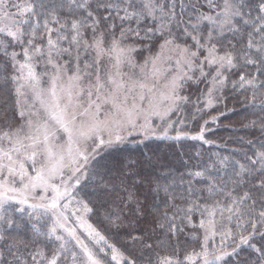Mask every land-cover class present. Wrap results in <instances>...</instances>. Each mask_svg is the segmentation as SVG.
<instances>
[{"label": "snow or ice", "instance_id": "1", "mask_svg": "<svg viewBox=\"0 0 264 264\" xmlns=\"http://www.w3.org/2000/svg\"><path fill=\"white\" fill-rule=\"evenodd\" d=\"M0 264H264V0H0Z\"/></svg>", "mask_w": 264, "mask_h": 264}, {"label": "trees", "instance_id": "2", "mask_svg": "<svg viewBox=\"0 0 264 264\" xmlns=\"http://www.w3.org/2000/svg\"><path fill=\"white\" fill-rule=\"evenodd\" d=\"M229 107H231V104H229ZM240 111H241V109L239 108V106H237L236 112L238 113ZM246 121H247L246 117H242V116H239L236 114H232V119L224 121V125L221 128H219L218 130H216V134L214 136H212L213 139L217 140L221 144H224V142L227 141V146L223 147L221 149H216L215 146H212V148H209V146L205 145L203 150L206 153L211 152L213 150H218V151H221L223 154H228V152L231 149L239 147L238 144H235L232 142L233 140L236 139V135H242L245 137V139H255L258 134L249 133L241 127V125L243 123H246ZM228 126H235L237 129H239V132L236 135H234L233 133H231L227 130ZM209 135H211V134H209ZM160 151H161V159H162L163 163H167L176 169H182L183 168V165L180 161H178L175 157H171V156L166 154L167 149H165L163 147V145H161ZM139 155L140 154L137 153V156H139ZM237 158H239V157H237ZM148 171L151 172V169H148Z\"/></svg>", "mask_w": 264, "mask_h": 264}]
</instances>
